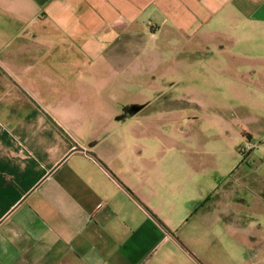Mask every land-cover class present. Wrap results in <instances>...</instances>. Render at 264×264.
Wrapping results in <instances>:
<instances>
[{"label":"crops","instance_id":"1","mask_svg":"<svg viewBox=\"0 0 264 264\" xmlns=\"http://www.w3.org/2000/svg\"><path fill=\"white\" fill-rule=\"evenodd\" d=\"M0 264H264V0H0Z\"/></svg>","mask_w":264,"mask_h":264},{"label":"rangeland","instance_id":"2","mask_svg":"<svg viewBox=\"0 0 264 264\" xmlns=\"http://www.w3.org/2000/svg\"><path fill=\"white\" fill-rule=\"evenodd\" d=\"M197 86H202V81L201 79L196 80ZM200 93H201V88ZM148 99L150 100L149 105H151V111L147 112L150 116L156 115L159 116L158 118H161L162 120L165 118H169L170 115H180L186 108V99L189 97L190 99H195L197 97H200V95H188L186 96L183 93L179 92L177 94H168V95H149L147 96ZM211 98H217L216 96L211 95ZM158 104H161V110L160 111H153L154 107H158ZM197 123H187L185 121L179 122L177 129L179 132H176V129L170 127V126H163L162 130L168 134H182L183 136L186 135H191L193 134V129L196 131H199L203 129L202 124H201V117H198ZM199 120V121H198ZM255 145H257V142H254ZM249 145L251 150V145L247 142L245 143L244 147ZM241 146V147H242ZM240 149V148H239ZM240 153V152H239ZM241 154V153H240ZM242 155V154H241Z\"/></svg>","mask_w":264,"mask_h":264},{"label":"built area","instance_id":"3","mask_svg":"<svg viewBox=\"0 0 264 264\" xmlns=\"http://www.w3.org/2000/svg\"><path fill=\"white\" fill-rule=\"evenodd\" d=\"M249 149H250L249 145H247L246 147L242 146V147H240L239 152H240L242 155H244V154H246L247 152H249Z\"/></svg>","mask_w":264,"mask_h":264}]
</instances>
